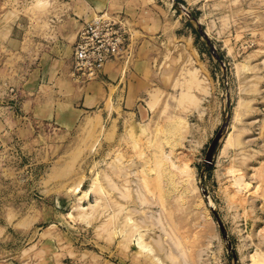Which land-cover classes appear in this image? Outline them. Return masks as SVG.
I'll list each match as a JSON object with an SVG mask.
<instances>
[{
    "label": "rangeland",
    "instance_id": "rangeland-1",
    "mask_svg": "<svg viewBox=\"0 0 264 264\" xmlns=\"http://www.w3.org/2000/svg\"><path fill=\"white\" fill-rule=\"evenodd\" d=\"M82 3L124 17L128 77L72 129L23 128L18 89L0 97V264H264V0ZM72 77L101 78L78 80L73 60Z\"/></svg>",
    "mask_w": 264,
    "mask_h": 264
},
{
    "label": "crops",
    "instance_id": "crops-1",
    "mask_svg": "<svg viewBox=\"0 0 264 264\" xmlns=\"http://www.w3.org/2000/svg\"><path fill=\"white\" fill-rule=\"evenodd\" d=\"M86 5L79 0L63 7L64 11H44L40 16L27 11H0V97L7 94L8 86L18 89V108L27 115L20 119L23 128L33 120H56L58 127L66 129L82 126L92 113L105 110L112 90L117 94L123 91L127 75L121 62L108 63L100 80L85 87L73 80V48L78 32L95 16L111 13L86 11Z\"/></svg>",
    "mask_w": 264,
    "mask_h": 264
},
{
    "label": "built area",
    "instance_id": "built-area-1",
    "mask_svg": "<svg viewBox=\"0 0 264 264\" xmlns=\"http://www.w3.org/2000/svg\"><path fill=\"white\" fill-rule=\"evenodd\" d=\"M131 34L122 14L97 15L78 32L73 48V75L93 81L102 76L105 66L129 54Z\"/></svg>",
    "mask_w": 264,
    "mask_h": 264
},
{
    "label": "bare ground",
    "instance_id": "bare-ground-1",
    "mask_svg": "<svg viewBox=\"0 0 264 264\" xmlns=\"http://www.w3.org/2000/svg\"><path fill=\"white\" fill-rule=\"evenodd\" d=\"M240 118V117H239ZM243 119V118H242ZM182 123V122H181ZM180 123V124H181ZM172 125V124H171ZM174 125V124H173ZM170 126L169 127V130L167 131V133L168 134H174V133H177L178 132V130H177V128H175L174 126ZM176 125V124H175ZM182 125V124H181ZM233 125V124H232ZM176 130H177V132H176ZM232 134V133H231ZM233 135V134H232ZM177 136H178V134H177ZM230 138H228L227 139V143L228 142H230L231 143V136H229ZM236 139V138H235ZM182 141V140H181ZM226 142H225V144H226ZM171 144V143H170ZM136 147V146H135ZM182 147V146H181ZM224 148H225V146H224ZM222 149V148H221ZM170 152V151H169ZM261 154V153H260ZM163 155V154H162ZM168 155H170V154H168ZM263 155V154H262ZM167 157V156H166ZM165 158V157H164ZM168 158H170V157H167V159ZM155 159V158H154ZM166 159V160H167ZM166 160H163L164 162H167ZM169 160V159H168ZM185 160V159H184ZM183 160V161H184ZM118 161V160H117ZM160 162V161H159ZM163 162V164L165 165V163ZM168 163H169V161L167 162V165H168ZM170 163H171V161H170ZM163 164H162V162L161 163H159L158 165H159V167L161 168L162 166H163ZM184 164V163H183ZM174 165V164H173ZM172 165V166H173ZM155 166V165H154ZM170 167V166H169ZM156 168H157V166H156ZM166 168V167H165ZM254 168V167H253ZM159 169V168H158ZM164 169V168H163ZM175 169V168H174ZM185 169V168H184ZM186 170V169H185ZM122 171V170H121ZM181 171V170H180ZM184 171V170H183ZM168 172V171H167ZM166 172V173H167ZM187 172V171H186ZM160 175H163V174H166V173H164V172H162V173H160V172H158ZM228 173V172H227ZM169 174V173H168ZM171 174V173H170ZM176 174V173H175ZM183 174V173H182ZM233 174H234V172H233ZM172 175V174H171ZM252 175V174H251ZM174 176V175H173ZM173 176H171L170 177V181H171V188H174V181H176V180H174V178H173ZM155 177H156V175H155ZM162 177V176H161ZM167 177V176H166ZM183 177V176H182ZM187 177V176H186ZM258 177V176H257ZM240 179H241V176L239 177ZM161 179V178H160ZM233 179V178H232ZM239 179V180H240ZM243 179V178H242ZM189 180V179H188ZM192 180V179H191ZM237 180V179H236ZM239 180H237L236 181V188H234V190L236 189V191L238 192L237 194L239 195V194H242L243 193V191L246 189V187L247 186H245L246 185V183L244 184L242 181H239ZM158 181V180H157ZM143 182V181H142ZM159 182V181H158ZM162 182V181H161ZM185 182V181H184ZM189 182V181H188ZM188 182L186 183V184H188ZM234 182V181H233ZM144 184H145V180H144V182H143ZM195 183V182H194ZM194 183H192L193 185H195ZM252 183V182H251ZM158 184H160V183H158ZM190 184V183H189ZM162 185V184H161ZM234 185V184H233ZM144 186H146V184L144 185ZM177 187V186H176ZM180 187V186H179ZM249 187V186H248ZM156 188V187H155ZM190 188V187H189ZM78 189V188H77ZM176 190V189H175ZM183 190V189H182ZM159 191H160V189H159ZM174 191V190H173ZM77 192V191H76ZM196 192V191H195ZM180 193V192H179ZM186 193H187V191H186ZM193 193V192H192ZM191 193V194H192ZM161 194V193H160ZM175 194V193H174ZM195 194V193H194ZM186 195V194H185ZM183 196V195H182ZM184 197V196H183ZM258 197V196H257ZM180 198V197H179ZM187 198V197H186ZM236 198H238V197H236ZM241 199V198H240ZM180 200H181V198H180ZM189 201V200H188ZM174 202V201H173ZM153 203V202H152ZM155 203V202H154ZM179 203V202H178ZM163 204H164V200H163ZM183 204V203H182ZM161 205V204H160ZM173 205V204H172ZM174 206V205H173ZM161 207H162V205H161ZM185 207V206H184ZM139 208V207H138ZM164 209V208H163ZM184 209V208H183ZM189 209V208H188ZM84 210V209H83ZM165 210V209H164ZM178 211V210H177ZM185 211H187V210H185ZM184 211V212H185ZM137 212V211H136ZM164 212H166V210L164 211ZM163 212V213H164ZM176 212V211H175ZM182 213V212H181ZM127 214H129V213H127ZM141 214V213H140ZM170 214V217L169 218H172L171 216L173 215V214H171V213H168V215ZM190 214V213H189ZM245 215V214H244ZM188 216V215H187ZM128 217V216H127ZM185 217V216H184ZM197 217V216H196ZM149 218H151V217H149ZM167 219V218H166ZM167 220H169V219H167ZM170 221V220H169ZM168 221V222H169ZM134 222V221H133ZM170 224V223H169ZM172 225V224H171ZM147 226V225H146ZM173 227H175V226H173ZM172 227V228H173ZM140 229V228H139ZM177 229H178V227H177ZM174 230V229H173ZM174 231H176V229L174 230ZM130 233V232H129ZM128 233V234H129ZM144 235V234H143ZM130 237H132V236H130ZM139 237H141L142 238V236H139ZM145 237V236H144ZM140 240V239H139ZM141 241V240H140ZM160 243V242H159ZM141 244V243H140ZM142 245V244H141Z\"/></svg>",
    "mask_w": 264,
    "mask_h": 264
},
{
    "label": "water",
    "instance_id": "water-1",
    "mask_svg": "<svg viewBox=\"0 0 264 264\" xmlns=\"http://www.w3.org/2000/svg\"><path fill=\"white\" fill-rule=\"evenodd\" d=\"M219 140H220V138L218 137V138L216 139V141L214 142V144H213V146H212V148H211L210 154H209V159L212 158L213 153H214V151L216 150V146H217Z\"/></svg>",
    "mask_w": 264,
    "mask_h": 264
}]
</instances>
